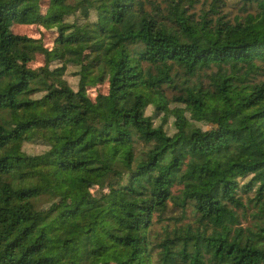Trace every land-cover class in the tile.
<instances>
[{"label": "trees", "instance_id": "1", "mask_svg": "<svg viewBox=\"0 0 264 264\" xmlns=\"http://www.w3.org/2000/svg\"><path fill=\"white\" fill-rule=\"evenodd\" d=\"M234 1L0 0V264H264V0Z\"/></svg>", "mask_w": 264, "mask_h": 264}, {"label": "rangeland", "instance_id": "2", "mask_svg": "<svg viewBox=\"0 0 264 264\" xmlns=\"http://www.w3.org/2000/svg\"><path fill=\"white\" fill-rule=\"evenodd\" d=\"M210 2V0H198L197 3L194 4L193 7H191L189 9V12H194L196 14L200 13V9L206 8L208 3ZM230 4L228 5L227 9L229 10V12L231 13V16L234 15L235 13H237L238 11V5L235 4L234 0H230L229 2ZM158 5L160 4L161 7L164 6L163 0H145V6L147 9H151L152 5ZM226 10V8H225ZM19 29H24L27 33H29L32 37L34 38H39L41 37L44 42L47 45H51L52 43V26L49 25H30V26H16ZM32 61L33 63L36 65L38 63H41V57L36 55V56H32ZM77 68L73 67V66H69L67 72L65 73V79H67V81L69 82V84L73 87V88H77V84H78V76L75 74ZM169 108H173L174 106H176L175 103L170 102L169 103ZM156 110L153 108V106H149L146 110L147 114L153 115L154 117V122L156 124H158L161 119L164 116V111L162 112H158L155 113ZM174 120V116L171 114H168L167 116V124H166V129L168 133H172L174 131L173 126H172V121ZM196 123L197 126L201 127V128H207L209 125L203 124L201 122H197L194 121ZM47 149V146L44 145L40 140L38 139H34L32 141H27L23 144V150L28 153V154H37V153H41L43 151H45ZM93 194H97L96 190H92ZM169 214L170 215H178L179 214V210L174 209L169 210ZM186 221H190V218H187ZM246 222L243 221V224H245Z\"/></svg>", "mask_w": 264, "mask_h": 264}]
</instances>
